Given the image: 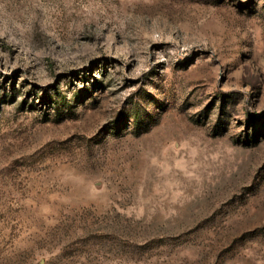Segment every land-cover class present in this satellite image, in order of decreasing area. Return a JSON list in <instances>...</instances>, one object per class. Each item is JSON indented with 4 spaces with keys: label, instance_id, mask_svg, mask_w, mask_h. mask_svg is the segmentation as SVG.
Returning a JSON list of instances; mask_svg holds the SVG:
<instances>
[{
    "label": "rangeland",
    "instance_id": "1",
    "mask_svg": "<svg viewBox=\"0 0 264 264\" xmlns=\"http://www.w3.org/2000/svg\"><path fill=\"white\" fill-rule=\"evenodd\" d=\"M0 264H264V0H0Z\"/></svg>",
    "mask_w": 264,
    "mask_h": 264
},
{
    "label": "trees",
    "instance_id": "2",
    "mask_svg": "<svg viewBox=\"0 0 264 264\" xmlns=\"http://www.w3.org/2000/svg\"><path fill=\"white\" fill-rule=\"evenodd\" d=\"M252 118H253V117H252ZM252 118H251V120H253Z\"/></svg>",
    "mask_w": 264,
    "mask_h": 264
}]
</instances>
